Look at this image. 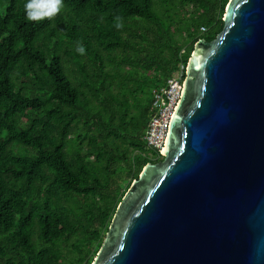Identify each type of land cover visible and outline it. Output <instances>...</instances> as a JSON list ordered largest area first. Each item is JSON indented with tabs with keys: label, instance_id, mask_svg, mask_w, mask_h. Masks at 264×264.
<instances>
[{
	"label": "trees",
	"instance_id": "16d2710c",
	"mask_svg": "<svg viewBox=\"0 0 264 264\" xmlns=\"http://www.w3.org/2000/svg\"><path fill=\"white\" fill-rule=\"evenodd\" d=\"M228 2L63 0L31 22L25 0H0V264L92 263L162 161L144 142L152 90L216 37Z\"/></svg>",
	"mask_w": 264,
	"mask_h": 264
},
{
	"label": "water",
	"instance_id": "95a60500",
	"mask_svg": "<svg viewBox=\"0 0 264 264\" xmlns=\"http://www.w3.org/2000/svg\"><path fill=\"white\" fill-rule=\"evenodd\" d=\"M161 156L91 264H264V0H229L195 44Z\"/></svg>",
	"mask_w": 264,
	"mask_h": 264
},
{
	"label": "built area",
	"instance_id": "2783aa9c",
	"mask_svg": "<svg viewBox=\"0 0 264 264\" xmlns=\"http://www.w3.org/2000/svg\"><path fill=\"white\" fill-rule=\"evenodd\" d=\"M184 73V67L180 66L177 74L169 78L161 87L152 90L151 114L145 129L144 142L147 148L160 156L171 115L180 99Z\"/></svg>",
	"mask_w": 264,
	"mask_h": 264
},
{
	"label": "clouds",
	"instance_id": "9594fccd",
	"mask_svg": "<svg viewBox=\"0 0 264 264\" xmlns=\"http://www.w3.org/2000/svg\"><path fill=\"white\" fill-rule=\"evenodd\" d=\"M23 7L25 19L31 22H38L55 17L63 7V0H25ZM115 19L119 21L120 17H116ZM115 27L120 29L123 25L117 22ZM75 51L83 55L85 48L80 44L76 47Z\"/></svg>",
	"mask_w": 264,
	"mask_h": 264
},
{
	"label": "rangeland",
	"instance_id": "374dc122",
	"mask_svg": "<svg viewBox=\"0 0 264 264\" xmlns=\"http://www.w3.org/2000/svg\"><path fill=\"white\" fill-rule=\"evenodd\" d=\"M222 20H223V19H222ZM157 158H159V156H157ZM98 251H99V250H98ZM97 253H98V252H97ZM97 253H96V255H97ZM96 255H94V256L96 257ZM95 257H94V258H95ZM93 260H94V259H93Z\"/></svg>",
	"mask_w": 264,
	"mask_h": 264
}]
</instances>
